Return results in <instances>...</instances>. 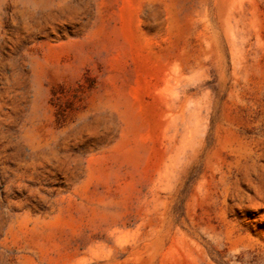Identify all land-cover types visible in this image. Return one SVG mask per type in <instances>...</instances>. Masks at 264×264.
<instances>
[{
  "label": "rangeland",
  "instance_id": "374dc122",
  "mask_svg": "<svg viewBox=\"0 0 264 264\" xmlns=\"http://www.w3.org/2000/svg\"><path fill=\"white\" fill-rule=\"evenodd\" d=\"M0 264H264V0H0Z\"/></svg>",
  "mask_w": 264,
  "mask_h": 264
}]
</instances>
